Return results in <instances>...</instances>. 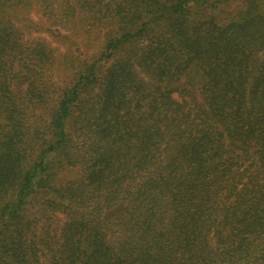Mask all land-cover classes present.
I'll return each instance as SVG.
<instances>
[{"label": "trees", "instance_id": "16d2710c", "mask_svg": "<svg viewBox=\"0 0 264 264\" xmlns=\"http://www.w3.org/2000/svg\"><path fill=\"white\" fill-rule=\"evenodd\" d=\"M0 264H264V0H0Z\"/></svg>", "mask_w": 264, "mask_h": 264}, {"label": "rangeland", "instance_id": "374dc122", "mask_svg": "<svg viewBox=\"0 0 264 264\" xmlns=\"http://www.w3.org/2000/svg\"><path fill=\"white\" fill-rule=\"evenodd\" d=\"M28 9V7L26 8ZM24 15V21H21L19 24H23L22 30L29 34L30 37H36L40 39H44L46 42L50 43V46L54 48L55 58L59 61L60 64V72L58 75L60 76L63 73L64 63L63 55H65L66 50H68V62H72L75 65L77 60L83 59L86 56L93 54L100 46V38L94 37V33L86 32L79 28L80 26H84L82 23L77 24V26L70 32L62 31V29H58L57 26L50 25L49 22L45 18V14L43 10H39L38 5L35 3L32 4L31 10L30 8L27 11L22 12ZM25 13L26 18H25ZM44 15V16H43ZM24 27V28H23ZM61 30V35L65 37L60 38L58 36V32ZM66 56V55H65ZM62 63V64H61ZM59 64L57 63V68H59ZM71 67L68 68V71ZM66 72V74L68 73Z\"/></svg>", "mask_w": 264, "mask_h": 264}]
</instances>
